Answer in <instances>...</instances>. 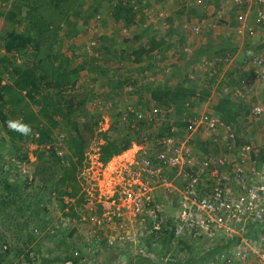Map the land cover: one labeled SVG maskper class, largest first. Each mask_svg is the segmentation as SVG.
Here are the masks:
<instances>
[{"label":"rangeland","instance_id":"obj_1","mask_svg":"<svg viewBox=\"0 0 264 264\" xmlns=\"http://www.w3.org/2000/svg\"><path fill=\"white\" fill-rule=\"evenodd\" d=\"M83 1H86L83 9L89 17L84 22L79 21L80 27L71 37L62 30L60 41L64 54L72 58L75 57V52L80 54L79 58H74V65L88 59L91 63L93 61L104 67H92L87 62L88 67L82 70L78 83L66 89L78 101L88 95V99L82 102V110L76 112L82 121L80 129L87 140L84 145L79 143L80 153L75 142L72 146V130L69 133L68 129L60 127L54 128L55 139L48 144L39 145L28 136L16 140L9 135L8 127L7 130L3 128L0 120V264H61L68 254L77 256L79 264H186L189 259L200 258L207 253L204 261L199 264H227L235 244L232 242L223 248L225 239L220 232L211 238L207 236L202 239L187 235L186 243L183 244H164L161 237L154 236L151 223L156 224L160 219L157 220L158 216L153 217L149 207L161 208V220L175 219L181 194L186 193L190 186L177 181L176 172L169 168L164 169V174L171 181H167L169 186L163 185L158 176L150 175V169H145L142 157L146 151H157L155 141L152 142L153 138L150 136H154L156 130L158 132L162 122H193L197 119L198 125L201 115L209 112L216 113L221 119L222 115L218 113L216 105L222 98L229 100L225 108L231 113L245 109L238 107L240 101L249 106L254 102H264V86L256 77L257 73H253V69L245 64L251 60L249 63L254 67L252 60L264 52V21L259 20L264 4L261 0H253L249 8L247 4L236 5L232 0H130V3H137L139 12L130 20L129 25L115 20L112 15L111 6L119 0L72 2L75 3L74 6H79ZM180 2L183 5L185 3L186 8H182L185 12H179L183 6L178 4ZM193 5L199 6L200 13L206 11L208 17L202 21L197 20L199 14L189 11ZM8 9L1 5L0 29L4 26V15ZM215 11L220 15L212 17L211 14ZM241 13L243 14L240 15ZM222 14L226 17H221ZM61 16L62 14H55L56 18ZM169 17L174 21L172 28L165 22ZM133 31L142 33L137 43H147L152 35H157L160 39H165L166 43L167 39L172 40L177 51L182 45L180 40L186 42L187 52L196 60L188 66L183 63L176 68L179 71L185 67V84L193 89L190 99L186 98L188 104H181L177 108H183L181 110L184 112H173L177 105L171 103L167 104L170 107H160L163 117L159 118L158 108H154L156 103L149 102L153 97L152 88L156 85L150 84V81L155 77L158 78V85L164 83L174 86L180 80L179 75L168 77L174 71L169 64L170 60H176L174 57L158 56L156 64L155 61L152 63V69L146 68L141 72L137 69L142 64L121 59V50L130 47L129 42L122 39L132 38L135 34ZM102 34H106L110 40L105 44L113 48L111 54L103 55L101 47L98 49L99 36ZM112 37L115 41H111ZM219 39L226 42L221 46H214ZM209 40H212L210 48L206 45ZM236 44L237 55L234 54L224 61L223 57L217 56L218 51L225 52ZM116 52L117 56L113 57ZM239 52L241 57H238ZM83 54L88 58H83ZM171 54L174 51L171 50L169 56ZM95 57L100 58L98 63ZM24 61L26 60L18 62ZM13 66L5 71L4 64L0 61V86H4V100L12 108L11 110L5 105L6 111L11 114L10 119L36 126L40 119L28 112L31 107L37 109L36 103L31 101L27 107H22L19 103L20 86L26 81L16 84L21 75L24 77L28 71L21 69V74H15L11 70ZM102 70L109 71L110 75L114 71L111 75L113 78H121V72L126 76L133 75L125 83L123 90H113L101 74ZM240 89L245 90L244 100H239L236 96V91ZM23 92L27 97V90ZM0 101L2 102L1 99ZM138 109L143 110L138 113L139 118L148 122L147 128L141 130V133L133 131L138 123L134 119L131 122V116L129 117V113L134 115ZM123 110L125 114L122 116ZM244 112L243 116L246 113ZM243 116L230 123L221 119L227 127L222 125L215 132L202 124L199 127L195 125L193 134H190L191 129L186 128L188 125L180 127V134H176L178 142L185 140L190 134V144L196 159L210 160L206 172L201 174L203 182L198 188L200 195H212L215 182L212 173L222 156L229 157L232 164L241 162L249 170L252 166L264 170V116L259 120L252 119L249 114L245 118ZM50 124L51 120L48 119L46 125ZM233 124L240 137L237 144L230 139L229 130L235 129ZM127 134H130L133 141L132 146L105 158L102 147L111 137H123ZM243 141H249L254 146V158L244 153V144L241 143ZM53 151L57 154V159L50 160L48 158ZM17 152H26L27 157L25 155L22 159ZM10 154H14L11 159ZM232 168V165H226L222 170L231 172ZM199 171V168H195L197 175ZM5 179L16 184L15 190L9 193L4 190ZM128 180L143 181L145 185L154 188V198L148 202L147 209L139 214L127 212L122 216L114 213L106 215L104 205L112 200L120 202L119 198L121 199L122 192L127 188ZM248 232L249 237L259 238L264 234V228L251 229ZM247 256L241 262L232 259L230 264H255L262 261L257 256Z\"/></svg>","mask_w":264,"mask_h":264},{"label":"trees","instance_id":"obj_2","mask_svg":"<svg viewBox=\"0 0 264 264\" xmlns=\"http://www.w3.org/2000/svg\"><path fill=\"white\" fill-rule=\"evenodd\" d=\"M72 1L73 0H12L11 2L10 0H0V8L1 5H3L4 9L6 6L9 8L4 15V19L6 20L4 26L2 27V29H0V61L4 64L5 71L8 70L9 66L11 65H14L11 69L12 73L21 74V69H26L28 71L27 75H25L24 77L23 75H21V78L16 81L17 85H19L20 83L22 84V82L26 81L23 85L20 86L21 91L18 94V97H21V99L19 100V103H21L20 105H22V107H27L31 101L33 103H36L35 105L37 109L35 107H31L28 112L33 113L37 116V118L40 119L39 123L36 126H31L32 134L28 137H30V139H32L34 142L37 141L39 145L48 144L55 139V136L53 135L54 128L60 127L61 129H68L69 133L72 130V146L75 145V142L79 147L78 153H80L81 146H79V143L84 145L87 139L84 137V134H82V130L80 129V127L82 126V121L78 118L76 112L79 109L82 110V102L88 99V95L85 96L84 99L78 101L74 96L68 94L66 89L70 85L75 86L76 83H78L82 70L88 67L87 62L90 63L92 67L97 66L100 69H104V67H101V64L98 63L100 60V58L98 59V57H95L96 63L98 64H95L93 61L91 63L90 60L84 59V62L74 65V58H79L80 54H76L75 52V57L73 56L72 58V56L69 57L67 54H64L62 52L60 32L62 30H65L67 36L71 37L73 34H75V30L78 31V28L80 27L79 21L83 20L84 22L86 21V18L89 17V14L85 13V10L83 9L86 1H83V3L79 6L78 4L74 6L75 3ZM233 1L234 0H232V2ZM202 2H204V0H202ZM139 3H141V1H139ZM178 4L180 6L183 5L182 2ZM136 5L137 3H130V0H119L116 4L111 6L113 8L112 15L115 20L124 21V24L130 25V20L134 19V17H136L137 13L139 12V8L136 7ZM184 5L180 8L179 12H185L183 10L184 8H186ZM189 11H193L194 13L199 14L197 16L199 17L197 20L202 21L203 18L208 17L206 11H202L200 13L199 6L197 7V5H193L192 8H189ZM217 11L211 14L212 17H214V15L217 16V14L220 15V13H218ZM57 13L62 14V16L60 18H56L55 14ZM188 15L190 16V14ZM1 16L2 12H0V19L2 18ZM221 17H226V15L222 14ZM165 22L170 25L171 28L174 26V21L170 17L167 18ZM215 28L216 27H214V29ZM233 29L235 31L237 30L236 28ZM133 33L135 34L132 38L124 37V39H122L126 43L129 42L128 44H130V47L129 49L125 48L121 50V59L123 58L129 60L134 64H144L143 66L140 65L138 67V71L141 72L146 68L152 69L154 67L152 63L155 61L156 64V61H158V56L170 58L174 57L176 59L175 61L170 60L169 62V64L173 66L174 71H172V73L169 74L168 77L179 75L180 80L177 82V84H175L174 86H170L168 84L166 85L164 83L158 85L156 83V80L158 79L157 77H155L154 80L150 81V84H156L155 87L152 88L153 97L149 102L156 103L154 104V108H158L157 115L159 116V118H162L163 116L160 111V107H162L163 105L167 106V104L171 103L177 105V107H174L173 112H184L183 110H181L183 108H177H179L181 104L183 106L188 104L186 98L193 95L191 94L193 93V89H189L187 87V84H185V67L181 66L182 68L179 71L176 68H178L179 65L183 63L184 65L187 64L188 66L190 63L196 60L194 57L192 58L193 55L191 53L187 52L185 48L186 42L180 40L182 42V45L179 46L176 51L175 44L174 42H172V40L167 39L166 43L165 39L163 40L157 37V35H152L147 43H137V41H139L142 37V33H140V31H133ZM112 39L113 40L111 41H115L114 37H112ZM99 40L100 44L98 46V49L101 47L103 55H106L108 53L111 54L113 48L110 45L105 44L106 41H110L108 37H106V34H102L101 36H99ZM224 42H226V40H216L214 46H218L219 44L221 46ZM206 45L208 46V48H210L212 46V40H209L208 44ZM229 48L231 49L225 52H217V56L223 57L222 61H224L226 58L234 56V54L237 55L236 53L238 52V44H236L234 48ZM171 50L174 51V54H171V56H169ZM211 55L213 56V54ZM83 56V58H88L85 54H83ZM112 56L116 57L117 52ZM238 57H241L240 52L238 54ZM24 59L26 61L18 62ZM116 71L117 70H115V72ZM113 72L111 75H113ZM101 74L104 76L106 83L109 84L110 87L112 86L113 90H115L116 88H120L121 90H123L125 83L129 82L132 79L133 75L129 74L128 76H126V74L123 75V72H121V78H113L107 70H102ZM3 89L4 86H0V99L2 100V102L0 101V120L2 122L3 128L7 130L6 121L10 119L11 114L6 111L5 105H7L11 110L12 108L10 107V104H7L6 100H4L5 95ZM24 90H27V97L23 92ZM23 96H25V99H23ZM236 96L239 98V100H244L246 94L243 95L237 93L236 91ZM206 98L207 94L205 95V99ZM228 102L229 100L227 98H222L216 105L218 113H220V116L222 115L221 119L225 120L227 123L234 122L237 117H242L244 111L247 114L249 113L250 106L248 104H244V102L242 101L238 103V107H244V110H242L241 112H237L235 110L234 113L227 111L225 107L228 105ZM135 105L137 106V104H134V106ZM167 107L170 106L168 105ZM142 111L143 110L140 111L138 109L137 113L134 115H131L129 113V117L131 116L130 121L133 122L132 119H134L138 123V127L133 128V131L136 133H141V130H144L148 126L147 121L139 118L138 113ZM118 113L121 116V112L119 111ZM246 113L244 114L243 118H245V116L247 115ZM124 114L125 110L122 111V116ZM209 114L218 116L216 113L213 114L209 112ZM48 119L51 120L50 126L46 125ZM190 122H187V120H180L175 123H170L169 121L160 123L162 126H159L158 132L156 130L154 136H150V138H153L152 142L155 141L154 144L157 151L153 152L152 150H150L149 152L153 156H155L156 153L163 148V145L162 143H160V141L165 137L176 136V134H180V127L188 125L186 126V128L192 129V127L195 126V123L192 121ZM83 125H85V123H83ZM113 127L115 128L116 125L114 124ZM233 127L235 128V125ZM231 132L235 134L234 137L230 136L232 142H235V144L240 142V137L239 135H237L238 133L236 128H231L229 130V133ZM9 135L16 140L19 139V137H22V135H20L18 132L12 130H9ZM191 140L192 138L189 139V142H191ZM243 142H241L242 145L250 143L249 141H245L244 143ZM132 143L133 141L130 138V134L124 135L123 137H121V135L112 136L111 139L102 147V154L105 158H110L113 153H120L130 148L132 146ZM25 153L20 152V154H18L17 152L16 154L19 155L18 157H21L23 159V157L26 155ZM13 157L14 154H10V159ZM25 157H27V155ZM48 159H57V154L55 152L51 153ZM177 178V181H180V183L183 184L182 176H178ZM3 185L4 190L8 193L9 191L11 192L16 188V184L14 185L10 183L7 179H5ZM155 207H157L158 209V220L160 219L158 223L160 225V228H155V224L151 223L152 229L155 232L154 236H158L159 238L161 237V241L164 244L172 242H177L179 244L186 243V236L188 234L178 235L176 225H174V219L171 218L167 221L165 219L161 220L159 210H162L161 208H158V206ZM262 227L264 228V224H256L254 226H250L248 231H250L251 229H260ZM223 238L225 239L222 243L223 248L228 247L232 244V242L235 243L238 239L230 238L227 242V238L224 235ZM68 255L69 256H67L65 260L70 259L74 264H79L77 256L75 257L72 254ZM207 255L208 253L201 256L200 258H191L186 264L202 263Z\"/></svg>","mask_w":264,"mask_h":264},{"label":"built area","instance_id":"obj_3","mask_svg":"<svg viewBox=\"0 0 264 264\" xmlns=\"http://www.w3.org/2000/svg\"><path fill=\"white\" fill-rule=\"evenodd\" d=\"M252 1L234 0L233 2L234 4H247L250 8ZM261 1L264 4V0ZM259 20L264 21V10H261ZM250 61L245 63L248 67L251 66ZM252 61L255 65L254 68H256V77L264 86V52ZM237 93L246 94L241 89L237 90ZM161 113L163 114V111ZM248 114L252 119H261L264 116V102L251 104ZM196 120L193 122L197 127L206 124L208 130L213 132L219 130L222 125L226 126L220 117L208 113L201 115L200 124L197 125ZM196 126L192 127L190 134L194 133ZM189 135L180 142L176 140L175 136L165 137L160 141L163 148L155 156L146 151L142 157L145 169H150V175L158 176L163 185L169 186L167 181H171L168 179V175L164 174V169L169 168V170L176 172V177L182 176L183 183H188L190 186L186 193L181 194L179 200V209L174 219L177 232L179 234L189 232L194 238L198 237L199 239L207 236L211 238L217 232L222 233L227 240L238 238L234 243L228 263L232 259L238 262L244 261L248 257L247 255H250L257 256L259 260H262L255 264H264V234L260 235L259 238L249 237L248 234L250 226L264 224V170L256 166H252L249 170L241 162L232 164L229 157L222 156L218 159L217 166L212 173L215 179L212 195L208 196L205 193L200 195L198 188L203 182L201 174L206 172L210 160L199 161L196 159L189 142L191 138ZM234 135L233 132L230 133L231 137ZM253 147L251 143L244 144L243 147L244 153L250 154L252 158H254ZM226 165L233 166L231 172L222 170ZM183 166L185 167L183 168ZM195 168L200 170L198 175ZM126 187L121 194V199L119 198L120 202L112 200L109 204H105L108 207L104 205L106 215L114 213V215L122 216L123 213L127 212L139 214L147 209L148 202L154 198L152 194L154 188L145 185L143 181L132 182L128 180ZM235 190L239 191L235 192ZM151 207L149 210L156 218L158 209ZM154 227L160 228L159 223L157 222ZM61 264L74 263L69 259Z\"/></svg>","mask_w":264,"mask_h":264},{"label":"clouds","instance_id":"obj_4","mask_svg":"<svg viewBox=\"0 0 264 264\" xmlns=\"http://www.w3.org/2000/svg\"><path fill=\"white\" fill-rule=\"evenodd\" d=\"M251 51H249V55H251ZM254 71V73H256V68L251 67ZM243 91L245 92V90L243 89ZM7 127L15 132H18L20 135L22 136H29L32 134V128L29 124L22 122L21 120L18 119H9L6 121ZM178 233V232H177ZM187 234L191 237V233L187 232ZM178 235H182L179 234Z\"/></svg>","mask_w":264,"mask_h":264}]
</instances>
